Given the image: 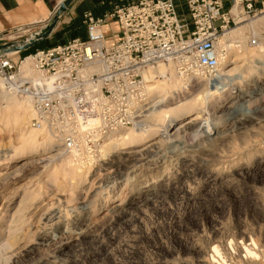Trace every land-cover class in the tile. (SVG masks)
I'll return each instance as SVG.
<instances>
[{"label": "rangeland", "instance_id": "1", "mask_svg": "<svg viewBox=\"0 0 264 264\" xmlns=\"http://www.w3.org/2000/svg\"><path fill=\"white\" fill-rule=\"evenodd\" d=\"M231 18L229 44L240 49L232 45L228 67L242 68L223 90H209L218 74L194 82L172 66L151 68L154 104L162 100L156 111L198 98L169 138L107 153L105 142L93 160L48 161L64 149L43 146L47 136L29 128L24 98L10 107L0 89V264H222L209 259L218 249L228 264H257L237 243L264 251V10ZM42 30L11 34L0 46ZM50 40L11 58L20 68L30 59L33 72L31 57L51 49ZM164 69L172 78L157 79ZM13 111L24 120L15 124Z\"/></svg>", "mask_w": 264, "mask_h": 264}, {"label": "built area", "instance_id": "2", "mask_svg": "<svg viewBox=\"0 0 264 264\" xmlns=\"http://www.w3.org/2000/svg\"><path fill=\"white\" fill-rule=\"evenodd\" d=\"M185 5L186 16L177 12L173 0H139L103 18L85 13L86 40L71 39L37 51L31 57L34 74L22 72L9 55L1 56L2 87L31 101L32 129L75 153L76 160H93L112 135L147 125L154 105V93L144 80L149 69L172 66L181 79L194 82L201 74L218 73L221 59L229 53L222 40L228 34L229 19L234 23L232 10L248 17L264 10L254 0H230L227 12L222 0H185ZM112 20L120 37L108 45L102 28ZM25 32L14 30L16 35ZM10 46L5 43L0 49ZM80 99L99 101V126L80 123L73 108ZM257 264H264V251Z\"/></svg>", "mask_w": 264, "mask_h": 264}, {"label": "bare ground", "instance_id": "3", "mask_svg": "<svg viewBox=\"0 0 264 264\" xmlns=\"http://www.w3.org/2000/svg\"><path fill=\"white\" fill-rule=\"evenodd\" d=\"M65 2H67V0H64L62 3H65ZM233 12H235L236 14H233ZM230 15L233 16V17L238 18L239 12H238V10L233 9L232 12L230 13ZM229 34L230 33H228L225 36L226 38H223V40H222V43H224V45L228 44L226 47H227V49H229V53L223 59H221V61H220L221 68L218 71V73L212 75V76H215V75L218 74L219 76L217 78L216 77H212L211 80H210V83H209V85H210L209 90L210 91L214 90V93H216V92H218L220 90H223V88H225L224 83H225L226 78L231 77L232 75L240 72V70L242 68V67L237 66V65L234 66L231 69H229V67H228V65L233 62L232 58L230 56L231 48L233 46H235L236 48L240 49V46L237 45V44H235V45L229 44L230 42L233 43V41L230 39V37H227ZM36 39L37 38L31 39V40H29V39L28 40H23V41H20L19 44H27L30 41L36 40ZM14 46H18L17 42L11 44V46L9 48L14 47ZM17 53L18 52H14V51L6 53L5 49H0V57L3 56V55H9L10 57H13ZM29 60L30 59H27V60L22 62L21 71L24 72V73H27V74H34V73H32L30 71V65H29L30 62H29ZM164 71L165 72L163 73L160 70H158L157 79H158L159 76H162V75H165L166 77H169V79L172 78V76H170L169 72H173V71L167 72L165 69H164ZM154 72H156V70L150 69L144 75V80H145L146 85H147V87H148V89L150 91H153L154 90L153 86H155L154 85L155 83H154L153 79H151L152 78V74H154ZM150 75H151V77H150ZM174 75L176 77V74H174ZM236 76H235V79H236ZM148 78H150V79H148ZM172 80H174V77H173ZM182 80L192 81L189 78H186V79L182 78ZM230 80L231 79L229 78V81ZM174 81L176 82V78H175ZM228 83H230V82H228ZM2 86H3L2 82L0 81V89H2V91L4 93L3 96H2L3 102H6L5 104H7L10 107L14 106L16 104V101H17L15 99L16 96H14V95L8 93L7 91H5ZM24 100H25V107H22V108H23V110L25 112V115H27V112L29 110L30 118L27 117V119H29V122H28L29 124L28 125H29V128H31L30 121L34 117V112H33V109H32V103L27 98H24ZM23 104H21V105H23ZM157 104L158 105L162 104V100H159L157 103H155L153 108H152L153 114L150 117L154 116L155 119L153 121H150L149 123H147V125L144 128H141V129H131L132 130L131 132H121L120 131L118 133L119 137L117 139H115V141H116L115 144L110 145L111 143H110L109 139L106 141V143L104 144V147H103V152L107 153L109 150H112V149H115V148L124 149L123 147H125L126 145L128 146V144L140 143L143 140H145V139H147V138H149L151 136H156V137L159 136L161 138H169L170 136H172V134H170V130L175 126L174 123L176 122V120L179 119V118H182L183 115L187 114L188 112L192 111L193 109H196V106L198 104V98L197 99H193V100L188 101V102H185V103H183L181 105L178 104L179 106L176 105V107L171 108V109H164V108L160 107L156 111L155 108L158 106ZM21 105H20V107H21ZM73 108H74V110L76 112V115H77L80 123L84 127H96V126H99L101 119H100V110H99V101L98 100H96V99H91V100L80 99V100H76L73 103ZM11 114H12V119L14 120L15 124H18L20 121L24 120V117H21L19 115V112H17V111H13V112H11ZM158 122L166 123V125L160 126L158 124ZM32 130H34V129H32ZM34 131H37V130H34ZM37 132H40V131H37ZM176 133L177 132H174L173 135L176 134ZM46 136H47V138H45V140L43 141L42 145L50 149V148H52L53 144L56 143V141L53 140L49 135L46 134ZM101 149H102V146L100 147V150L98 152V155H100V157H101ZM64 154L68 157L69 161H71L72 164H73V161L76 160L75 158H77V155L75 153H70V152H68L66 150H63L62 153L52 155V156L48 157L46 160H48V161H57V160H60L64 156ZM82 164H83V166H81V167L79 166L78 168L86 169V164L87 163H82ZM68 177H70L71 179H74L76 177V175L74 173H71V174H68ZM254 242H252L250 240V242L248 244V243H243L241 241V242H239L237 244L241 245V249H243V251L245 253V256L248 257V259L253 260V261H257V260H259V254H257V252H255L254 250H255V248H257L258 244H257V242H255V243ZM229 245L233 246L235 244L233 242H230ZM261 252H262V250L259 251V253H261ZM211 253H212L213 257L210 256L209 257L210 260H212V258H214L216 256L218 258H221V263L222 264H228L224 260V258L222 256V253H221V251L219 249L217 250L216 253L215 252L213 253V251Z\"/></svg>", "mask_w": 264, "mask_h": 264}, {"label": "crops", "instance_id": "4", "mask_svg": "<svg viewBox=\"0 0 264 264\" xmlns=\"http://www.w3.org/2000/svg\"><path fill=\"white\" fill-rule=\"evenodd\" d=\"M64 0H0V38L9 39L14 30L23 28L27 33L38 32L46 27ZM139 0H73L67 11L55 25L49 42L52 48L62 45L71 39L86 40V25L84 14L91 13L95 18H103L117 8L125 7ZM177 12L182 15L187 12L185 0H173ZM223 1V11L230 8V0ZM260 10L264 0H254ZM184 16V15H182ZM108 45L115 44L120 37L117 23L107 21L103 26ZM62 34L57 38L56 35ZM46 39V40H47ZM40 42L37 45H41Z\"/></svg>", "mask_w": 264, "mask_h": 264}, {"label": "water", "instance_id": "5", "mask_svg": "<svg viewBox=\"0 0 264 264\" xmlns=\"http://www.w3.org/2000/svg\"><path fill=\"white\" fill-rule=\"evenodd\" d=\"M72 1L73 0H67V2L61 4L59 9L55 13V16H54L51 24L47 28H45L44 30L41 31V36H39V38H37L36 40H32L27 44H20L18 46H14L11 48H5L6 53L11 52V51L18 52V53L26 51V50L30 49L31 47L39 44L43 40L47 39L48 37H50L52 32H53L55 25L59 21L60 17L67 11V9L69 8Z\"/></svg>", "mask_w": 264, "mask_h": 264}]
</instances>
